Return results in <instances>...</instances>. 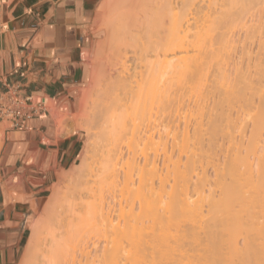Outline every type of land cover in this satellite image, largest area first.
Here are the masks:
<instances>
[{"label": "bare ground", "instance_id": "1", "mask_svg": "<svg viewBox=\"0 0 264 264\" xmlns=\"http://www.w3.org/2000/svg\"><path fill=\"white\" fill-rule=\"evenodd\" d=\"M255 8L262 14L264 0L115 4L111 51L93 76L104 87L105 150L94 158L101 132L87 129L81 162L63 175L83 178L85 191L73 197L55 186L49 246L35 226L23 264H91L102 226L136 240L128 249L114 235L101 250L105 264H264V63L256 57V82L243 69L230 80L228 67L230 32ZM201 12L193 25L188 16ZM186 93L194 105L183 102ZM145 228L150 246L138 250Z\"/></svg>", "mask_w": 264, "mask_h": 264}, {"label": "crops", "instance_id": "2", "mask_svg": "<svg viewBox=\"0 0 264 264\" xmlns=\"http://www.w3.org/2000/svg\"><path fill=\"white\" fill-rule=\"evenodd\" d=\"M101 1L0 0V91L11 82L56 105L23 128L0 122V264L20 263L52 184L82 156L84 133L57 118L90 79Z\"/></svg>", "mask_w": 264, "mask_h": 264}, {"label": "rangeland", "instance_id": "3", "mask_svg": "<svg viewBox=\"0 0 264 264\" xmlns=\"http://www.w3.org/2000/svg\"><path fill=\"white\" fill-rule=\"evenodd\" d=\"M120 1L121 0H102L100 2V4H102V3L106 4V3L109 2L108 3L109 6H106L105 5L106 8H104L105 7L104 4H102V5L99 4V6H98V8L96 10V13L91 18L90 26H91V33H92V36H93V39H94V43H93V47H92V49L90 51V54H89V66H90V69H91L90 79H89L88 83L86 84L85 88H83L81 90V93L78 94L73 99V108H72V110H66L64 112H60L59 115H58L59 116L58 119H61V120H59L60 122L58 121V123H59V125L61 126L62 129H67V132L68 133L71 132L73 129H79V130H81V132L84 133V140H85V142H84V148H86V145H89L88 140L90 141V135H89V133H87L88 132L87 129L89 131H91V133H94V132H98L99 133V132H101V142H100L101 144L100 145L102 147L103 146L104 147H103V149H100V148H102L101 146L98 147V149L96 151V153L98 155L95 154V157H94L95 159L99 158V156L102 155L100 153H103V151L105 150L104 149L105 148V145H102V143L103 144L106 143L104 141V139H105V134H104V127L105 126H104V123H105V119H106V116L107 115H106V112H105V108H106L105 107V101H104V99H102V97L104 98V87H102L101 83L97 82V80L94 81L93 80V76H94V74H95V76H97L96 75V72H97V74H99L103 70V68L105 66V61H106V60L105 61H103V60L104 59H107V58H105V55L107 56L108 53H110V51H111L112 44H110V42L113 41V39H114L115 36H113L114 33H112V30H111L112 29V26H111V24H107V23L108 22H111V18H113V16H114L113 15V11L115 10V4L116 3L118 4ZM203 3H205V2H203ZM203 3L202 4L200 3V4L205 7V4H203ZM0 5H1V3H0ZM100 6H103V7H100ZM202 15L203 14L201 12V13H198V15H189L188 17L189 18L192 17L191 18V23L192 24L193 23L195 24L194 17L195 16L200 17ZM244 15H245L244 18L246 20H243V21L245 23L243 21H241V23H239L240 22L239 21V22H235V26L236 27L233 26L234 29H232L231 26L229 27V28L232 29L231 30L232 32H230V33H232L231 38H233L232 39L233 40V43H232L233 44V47L230 49V56L228 58L229 66L227 64V66L230 69L229 72H231V73H229V76L230 77L228 76L230 80H235L234 78H236V75H234V74H236V71L242 70V69L244 71H247V72L249 71V73H251V75L253 73V75H252L253 79L258 78V77H256V75L257 76H259V75L258 74L255 75L254 70L257 73V71H259L258 69L261 70V68L259 67L257 69V66L258 65L256 63H258V62H256V57L258 56V58H259V59L257 58L258 61H262V63H264L263 62L264 61V45H263L264 42L262 41V44L259 43V41L264 40V11L261 14V11L259 9L256 10V8H255L254 11L253 10H251V11L249 10L247 13H244ZM236 23H239V25H237ZM106 24H107V27H106ZM108 25H110L109 26V28H111L110 31H109ZM233 31H235V32H233ZM109 32H111V33H109ZM259 44H260V46H259ZM261 46H263V47H261ZM258 47L259 48L261 47V51L262 52L259 51L260 49H258ZM260 58L261 59L263 58V59L261 60ZM133 65H134V62L131 61V66H133ZM249 65H250V67H251L252 70L250 69V67L248 68ZM253 65H255V66H253ZM263 65H261V66H263ZM235 66L236 67H239V68H235ZM259 66H260V62H259ZM247 68L250 69V70H248ZM133 69H134V66L131 68V72L133 71ZM247 72H246V74H247ZM94 79H96V78H94ZM262 79H264V77ZM256 80L257 79H255V82H256ZM98 84H100V85H98ZM97 86H98V88L95 89V87H97ZM94 89H95V91H94ZM214 90H217L218 91V89H216V88H214ZM214 90H213V93L215 92L214 94H216L217 91H214ZM85 93L87 95H88V93H89V95L90 94H93V96H91L92 98H90V99L88 98L86 102H85V97H84L85 96ZM213 93H212V96H214ZM190 94L191 93H189V95H188L186 93L187 96L185 95L186 97L183 98L184 99V101H183L184 103L187 104V102L190 101V104H192L191 103L192 102L191 100H193V99H191V97H190L191 95ZM98 96H100L101 99H100V97L97 98ZM49 103H50V105L52 107V110H54L55 109V106H56V105H54V102L50 101ZM194 103L192 105H194ZM236 107H234V108H236ZM243 109L245 111L246 110V107H244ZM248 109H249V107H248ZM234 110H236V109H234ZM246 111H248V110H246ZM181 115H183V113H181ZM182 119L183 118H181L180 120L178 119L181 122V124L183 123L181 121ZM180 122H179V125H181ZM192 126L193 125H190V128L191 129L193 128ZM84 128H86V129H84ZM235 133L234 134L235 135H238V136L241 134L239 132V130L237 132L235 131ZM227 140L229 141L228 138H224V141L225 142H227ZM219 142L221 143V141H219ZM84 148H83L82 156H83V153L85 152L84 150L87 149V148L86 149H84ZM219 148H217L215 150L216 151L215 152L216 153L215 154V157H216V155H217V157L218 156L220 157L223 154V151H219L220 150ZM213 150L211 152H214ZM217 151H219V154H217ZM82 156L77 160L76 163L72 164L71 166H69L65 170H62L61 172H59L57 180L51 186V191H50L49 196L46 198V202L39 209V211L36 214V217L31 222V234H32L35 226L38 225V229L40 228L39 229L40 233L43 232V234H41V236L43 235L44 237H46L45 240H44V242H45V245L44 246H46V247L49 246V242L47 243L48 238H49V233L48 232H49L50 228L53 226V223H54V221L56 219V214L55 213L53 214V212L47 211L46 204H47L48 200L50 199V197H51V195L53 193V190H54L55 186H57V185H60L61 184L62 186L64 185V187H66V186H69V188L71 187V189H69L67 187L64 190V191H66V193L67 192L70 193V196L73 193H75L76 190H78L77 191L78 193L77 192L75 193L76 196H78V194L80 193V190L81 189H82V191H85V188L83 187V182H78L80 180L82 181L83 178L80 177L81 178L80 179L79 176H77V175H75L74 178L73 177H64L63 176L66 172L67 173L68 172H71L70 170H74V169L77 168V164H79V162H81ZM212 156L214 158V153L212 154ZM215 161H216V158H215ZM211 165H212V163H210V165L208 166L210 169H211ZM210 171H212V169ZM104 175L105 174H103V176ZM72 184H74V185H72ZM81 185H82V187H81ZM104 186H106V179L103 177L101 179V189ZM104 189H105V187H104ZM73 190H75V191L73 193H71ZM66 193L64 192V196L65 197L67 196L65 198L67 200L69 194L67 193L68 194L67 195ZM64 196H63V200H61V203H63V201H65L64 200ZM73 197H71L70 199H72ZM106 201H108V200H106ZM109 201H112L111 198H110ZM111 206H113V204ZM116 208H117V206H115V209ZM113 213L115 214V218H116L117 217L116 215H117L118 212H113ZM39 223H40V226H39ZM146 225H147V223H146ZM102 227H101V233L97 237H95V239L97 241H99V244H100L99 248H97L98 250H100L97 253V254H100V257L99 256L96 257V256H94V254L91 255V259L90 260L91 261L93 259L95 260V262L93 261V262H91V264H105L104 263V260L101 259V250H105V248H110L111 246H113L112 243L115 241V239L117 240V238H118V240H121L122 239L121 241H123V243L125 242L124 244L126 246L127 245L129 246V247L127 246L128 249H131V248L134 247V245H136L135 244L136 243V240L134 241V243H132L133 241H131L129 239L130 242L128 243V241H127L128 238L126 236H125V240L123 239L124 238V235H120V238L121 239H119V236H117V233L115 235V232L114 231L113 232L111 231L112 230L111 227H110L111 230H109L110 228L106 229L107 227L102 229ZM150 230H149V228H145L142 231L143 232V236H141V237H139L137 239L138 250H143V249L146 250L147 248H149L150 244L149 243H146V242H143V240H144V238H146V240H148L147 238H149V237H147L145 235H146V233L148 231L151 232ZM110 231L112 232V234H110ZM109 234H110V236H109ZM114 235L117 236V237L115 238ZM112 239H113V242H111ZM146 240H144V241H146ZM149 240H150V238H149ZM29 241H30V239H29ZM28 244H29V242H28ZM27 248L28 247H26V249ZM95 248L96 247L91 246V249L90 250H93L92 252L95 253ZM26 252H27V250H25V253ZM23 257H24V255H23ZM23 257H22V259H21V261H20L19 264H23V260H24ZM33 264H39V260L38 259L35 260ZM89 264H90V262H89Z\"/></svg>", "mask_w": 264, "mask_h": 264}, {"label": "built area", "instance_id": "4", "mask_svg": "<svg viewBox=\"0 0 264 264\" xmlns=\"http://www.w3.org/2000/svg\"><path fill=\"white\" fill-rule=\"evenodd\" d=\"M48 108L49 102L45 97L23 93L18 85L11 82L0 91V122H6L13 128L26 127L31 119L48 112Z\"/></svg>", "mask_w": 264, "mask_h": 264}]
</instances>
